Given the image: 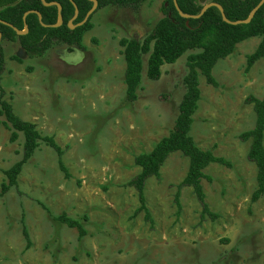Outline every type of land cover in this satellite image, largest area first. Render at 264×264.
<instances>
[{"label":"rangeland","instance_id":"374dc122","mask_svg":"<svg viewBox=\"0 0 264 264\" xmlns=\"http://www.w3.org/2000/svg\"><path fill=\"white\" fill-rule=\"evenodd\" d=\"M167 0H148L140 8L109 6L96 11L85 50L54 46L29 58L17 42L1 41L6 71L5 100L43 137L65 151L41 143L25 165L18 186L0 200L2 264H264V196L257 167L248 160L251 143L240 136L256 124L251 97L264 99V58L247 70V58L261 39L237 45L213 71L217 87L200 78L201 100L191 135L201 150L228 165L213 163L201 185L210 215L194 190L178 186L189 159L172 154L145 186L146 213H138V192L127 187L140 174L136 157L151 153L173 130L186 93L184 79L192 51L165 65L158 81L145 70L138 98L126 101L123 39H145L164 17ZM205 7L212 0H199ZM19 59L20 61H18ZM0 121H4L1 118ZM0 124V189L5 171L22 159L24 137L11 142ZM80 222L86 235L58 220ZM29 234V245L24 235Z\"/></svg>","mask_w":264,"mask_h":264},{"label":"trees","instance_id":"16d2710c","mask_svg":"<svg viewBox=\"0 0 264 264\" xmlns=\"http://www.w3.org/2000/svg\"><path fill=\"white\" fill-rule=\"evenodd\" d=\"M45 1V2H44ZM0 0V33L2 41L17 42L29 58L44 56L54 46L77 47L85 50L84 36L93 29L92 18L82 24L88 13L93 9L91 0ZM98 3L96 11L109 6L120 8H140L148 0H95ZM212 3L222 7L226 22L217 7H210L199 19L184 18L175 7L174 0H167L163 6L164 17L155 25L150 34L143 40L138 37L123 39L120 44L124 48L123 55L126 62L125 83L127 86L126 101L132 103L138 98L143 73L144 59L148 57L146 75L152 81H158L162 76L165 65L175 64L185 54L189 55L187 66L189 72L183 83L186 93L179 106V114L172 132L163 138L149 154H142L135 159L141 172L129 183L139 195L140 208L138 213L145 212L146 219L153 222L146 205L145 186L151 178H160V171L167 159L174 153H181L189 159V170L178 186L176 202L181 209L179 197L182 188L190 187L194 190L203 212L211 214L205 201V194L201 181L206 177L204 170L213 163L228 165L222 158L215 157L211 151L201 150L191 135L194 116L201 100L200 78L205 77L208 84L218 86L213 71L219 61L231 56L240 43L252 38H260L257 50L247 58V70L264 58V5L257 11L249 24L234 25L232 23L249 18L252 11L262 0H212ZM184 15L198 16L204 6L199 0H177ZM57 5L61 6V11ZM76 11L78 16L75 18ZM95 11V12H96ZM94 12V13H95ZM41 15V19L39 15ZM59 17L63 22L60 25ZM7 23L8 25L3 24ZM72 23L74 28L69 24ZM28 31L21 35V32ZM20 61L19 59H17ZM6 71L5 49L0 43V124L12 130L11 142H16L19 135L24 137L22 159L5 171L6 181L0 189V200L12 188L18 186V179L24 167L35 153L45 143L53 149L59 158V168L70 178L63 162L65 151L56 143L53 137H43L33 123L21 120L14 112L13 106L5 100L2 87V77ZM254 106L256 114L255 127L243 133L240 138L251 143L248 160L257 167L258 188L254 192L252 202L259 201L264 196V99L251 97L248 100ZM70 228H77L80 238L86 235L83 225L62 215L58 218ZM24 235L28 245L29 234L24 227ZM0 264H2L0 262Z\"/></svg>","mask_w":264,"mask_h":264},{"label":"water","instance_id":"95a60500","mask_svg":"<svg viewBox=\"0 0 264 264\" xmlns=\"http://www.w3.org/2000/svg\"><path fill=\"white\" fill-rule=\"evenodd\" d=\"M43 1H44V0H43ZM91 1L94 2V7H93V9L88 13V15H87L85 21H84L82 24L86 23V22L90 19V17L94 14V12L96 11V9H97V7H98V3H97V1H95V0H91ZM44 2H45V1H44ZM174 4H175L176 9H177L178 12L180 13L181 17H184V18H194V19H199V18H200V17H201V16H202V15H203V14H204L209 8H210V7H217V8L221 11V13H222V15H223V17H224V20H225L226 22L230 23V22L226 19L222 7L219 6L218 4L211 3L210 5L205 6L204 9L202 10L201 14L198 15V16H187V15H184V14L181 12L180 8H179V5H178V3H177V0H174ZM263 5H264V0H262V2H261V3H260V4H259V5H258L253 11H252L251 15L249 16V18H248L247 20L239 21V22H235V23H232V24H234V25H239V24H249V23L252 21V19L254 18V16H255V14L257 13V11H258ZM57 7H58L59 12H60V11H61V6H60V5H57ZM38 15H39V17H40V19H41V15H40V14H38ZM77 16H78V11H76L75 18H77ZM62 22H63L62 18L59 17V23H58L57 25L62 24ZM3 24L8 25L7 23H4V22H3ZM69 26H70L71 28H74V26L72 25V23H70ZM16 31H17V34H18V35H21V34L26 33V32L28 31V27H27V26L25 27V31H24V32H21V31H19V30H16ZM1 41H2V35H1V33H0V42H1Z\"/></svg>","mask_w":264,"mask_h":264},{"label":"flooded vegetation","instance_id":"af4514ba","mask_svg":"<svg viewBox=\"0 0 264 264\" xmlns=\"http://www.w3.org/2000/svg\"><path fill=\"white\" fill-rule=\"evenodd\" d=\"M2 35V34H1ZM1 43V42H0Z\"/></svg>","mask_w":264,"mask_h":264}]
</instances>
